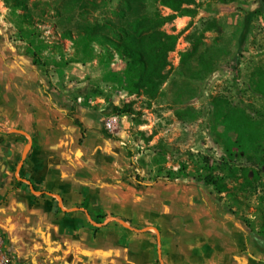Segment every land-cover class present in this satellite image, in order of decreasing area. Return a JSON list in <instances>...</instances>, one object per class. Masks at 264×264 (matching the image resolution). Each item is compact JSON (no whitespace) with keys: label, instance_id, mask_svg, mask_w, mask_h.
<instances>
[{"label":"rangeland","instance_id":"rangeland-1","mask_svg":"<svg viewBox=\"0 0 264 264\" xmlns=\"http://www.w3.org/2000/svg\"><path fill=\"white\" fill-rule=\"evenodd\" d=\"M29 7L34 28L19 31L16 17L0 0V43L30 64L26 53L36 52L42 65L33 74L39 75L37 92L45 106L66 110L67 118H74L78 107L93 111L101 138L118 147L109 143L87 162L97 214L93 231L112 220L129 234H149L157 242L156 247L152 243L154 264H160L161 224L186 218L197 198L222 204L264 240V12L255 13L259 0H195L194 16L166 24L163 30L178 40L168 54L166 80L153 98L127 92L125 60L111 45L78 35L83 25L95 24L97 32L112 36L105 22L116 21L119 0H29ZM67 30L72 40L62 37ZM123 106L133 115L114 112ZM113 119L109 130L106 122ZM104 151L112 153V164L99 162ZM183 166L179 179L165 177L167 170ZM199 175L214 176L219 186L195 182ZM17 182L1 155L0 264H152L148 248L144 251L148 236H138L135 247L99 250L80 233L55 232L52 209Z\"/></svg>","mask_w":264,"mask_h":264},{"label":"crops","instance_id":"crops-1","mask_svg":"<svg viewBox=\"0 0 264 264\" xmlns=\"http://www.w3.org/2000/svg\"><path fill=\"white\" fill-rule=\"evenodd\" d=\"M11 50L0 43V156L5 157L17 183L38 193L34 196L42 206L52 209L55 232L80 233L88 245L99 250L135 247L138 236H148L144 251L148 248L149 263H156L152 248L157 242L149 234H129L112 220L93 231L97 214L87 162L109 143L118 148L101 138L99 117L78 107L73 116L82 124L80 130L66 117V110L45 106L37 92L39 75L33 74L37 67ZM101 153L99 162H114L111 152ZM195 201L186 218L161 224L157 239L160 264H264V240L242 218L211 199Z\"/></svg>","mask_w":264,"mask_h":264},{"label":"trees","instance_id":"trees-1","mask_svg":"<svg viewBox=\"0 0 264 264\" xmlns=\"http://www.w3.org/2000/svg\"><path fill=\"white\" fill-rule=\"evenodd\" d=\"M12 16L16 17V27L19 31L25 27L34 28V21L30 12L29 0H3ZM121 7L116 13V21L106 23L112 36L97 32L95 24L83 25L78 35L87 42H101L111 45L114 51L125 60L123 71L124 86L130 95H145L153 98L166 80L168 54L175 50L178 35L167 34L163 27L178 17H192L195 15V0H119ZM158 7L170 10V14L163 15ZM83 5H79V11ZM153 8V9H152ZM22 13H18V12ZM264 12V0H259V7L255 13ZM34 35V33H32ZM64 39L72 40L70 30L62 33ZM32 66H41L36 52L28 50ZM118 116L133 115V110L127 106L115 107ZM74 125L82 130V124L71 118ZM83 137V132L81 133ZM110 138L109 135H104ZM185 167L177 172L167 170L168 180L179 179ZM184 176V175H183ZM195 182L203 186L218 187L219 180L211 175L196 176ZM33 190L35 188L33 187ZM248 226V224H247Z\"/></svg>","mask_w":264,"mask_h":264},{"label":"built area","instance_id":"built-area-1","mask_svg":"<svg viewBox=\"0 0 264 264\" xmlns=\"http://www.w3.org/2000/svg\"><path fill=\"white\" fill-rule=\"evenodd\" d=\"M115 119H113V120H108L107 122H106V127H107V129H109V130H111L114 126H115Z\"/></svg>","mask_w":264,"mask_h":264}]
</instances>
